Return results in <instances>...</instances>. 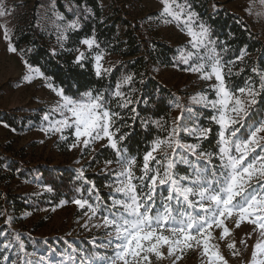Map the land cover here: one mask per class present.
<instances>
[{
  "label": "snow or ice",
  "instance_id": "1",
  "mask_svg": "<svg viewBox=\"0 0 264 264\" xmlns=\"http://www.w3.org/2000/svg\"><path fill=\"white\" fill-rule=\"evenodd\" d=\"M162 5L161 16L182 20L189 44L195 50L187 56L181 54V63L188 65L187 70L203 73V80L215 79V84L210 86L214 96L199 95L193 101L209 111L216 135L212 136V127L182 123L185 113L193 109L183 108L181 101L175 99L172 104L180 109L181 115L173 119L170 128L155 122L166 135H157L146 148L142 165H138L137 158L129 157L123 148L130 133L121 130L124 121L120 110L129 109L134 103L122 86L132 85L133 75L122 77L111 100L107 92L85 91L79 97H70L62 87L49 83L47 86L58 99L55 107L42 117V122H47V127L40 129L42 135L59 134L60 139L67 141L65 132L71 130L74 142L69 150L82 145L81 154L85 155L97 141H106L115 153L114 159L106 162V168L107 174L114 177L108 187L118 195L110 193L107 201L101 198L94 182L86 178L84 169L78 170L77 179L91 186L87 188V198H77L72 203L86 218L82 227L95 228L105 236L99 241L92 239L94 252L102 250V255L90 256L86 249H80L81 264H153V257L157 262L168 259L170 264H176L186 250L200 251L207 258L206 264H227L220 253L221 241L233 256L241 255L228 223H234L238 229L245 222L253 227L239 244L247 248V241L255 239L250 264H264V70L253 68L258 80L249 77L244 87H229L224 69L227 67V74L231 75L232 67L228 65L233 62L224 61L219 55L217 47L221 42L212 39V30L199 13L186 4H177L179 11H176L169 0H162ZM7 15H11L9 9L0 10V18ZM63 19L56 18L57 41L61 47L67 38L64 33L78 26L76 21L64 25ZM0 31L8 41L9 51H19L27 70L26 81L47 79L39 66L34 67L24 59L29 49L18 50L12 45L6 24ZM81 43L92 49L97 42L88 37ZM245 51L242 49L236 59L240 60ZM51 54L55 55V50ZM87 56L80 52L74 64L83 68ZM193 57L199 63H190ZM101 60L102 53L92 59L97 78L111 71L102 68ZM146 95L148 99L140 98L144 100L145 111L151 103V94ZM130 111L136 113L137 108ZM53 113L61 118L53 119ZM143 123L147 126L152 121L145 119ZM186 137L191 142H186ZM213 139L215 144L211 145ZM204 141H209L210 151L204 148ZM180 166L186 169L184 173L176 171ZM47 190L52 191L50 187ZM94 218L96 223L92 222ZM216 230L219 232L214 236ZM9 247L5 245L6 249ZM19 247L25 249L23 243ZM165 247L166 255L162 251ZM48 251L50 255L39 254V259L25 264H57L55 252Z\"/></svg>",
  "mask_w": 264,
  "mask_h": 264
},
{
  "label": "rangeland",
  "instance_id": "2",
  "mask_svg": "<svg viewBox=\"0 0 264 264\" xmlns=\"http://www.w3.org/2000/svg\"><path fill=\"white\" fill-rule=\"evenodd\" d=\"M169 2L176 11H179L176 9L177 4H186L191 7L193 12L197 13L188 0H169ZM24 3L26 4L24 11H29L37 4V24L45 33V43L48 49L51 52L62 50L67 38L61 47L57 41L56 18L63 17L64 25L76 21L79 26L80 9L64 2L67 11V16H65L56 10L53 0H0V10L7 8L11 11V15L0 18V28L7 25L11 43L18 16L16 6ZM98 3L105 10V15H112L110 24L116 19L120 20L116 25L117 31H123L120 26L122 21L129 22L131 28L139 25L149 38H154L176 51L173 66L156 67L153 71L154 78L172 92L174 100L181 101L183 108L193 109L192 112L185 113L186 118L182 123L187 126H192L195 123L199 127H204L201 122L211 123L209 111L195 104L193 98L205 94L212 98L214 93L210 91V86L215 84V79L214 77L207 81L201 79L203 73L187 70L188 65L179 60L181 54L187 56L189 52H195L189 44V37L182 20L175 21L171 17H162V0H98ZM196 3L200 9L201 6H204L208 15L214 14L220 8H225L230 13L240 16L247 23L251 32L264 43V0H196ZM118 8L120 11H117ZM72 31L69 30L64 34L67 37ZM94 48L95 45L89 49L80 42L74 56L85 52L88 54L87 57L93 59L97 54L93 53ZM180 50H183V53ZM117 62V57L102 53L101 66L103 69H111ZM190 63L196 64L199 61L193 57ZM92 66L94 67L93 63ZM26 71L19 52L9 51L8 41L4 38L3 31H0V162H2L6 174L1 182L0 190L3 192L12 190L15 195L32 198L50 194V191L47 190L49 187L43 185L40 168L47 170L67 168L75 171L78 181V170L83 168L84 171H87L85 163L102 145H104L103 147L107 146V142L97 141L90 146L87 154L82 155V145L69 150V145L74 142L71 130L65 132L68 137L67 141L60 139L59 134L42 135L41 127H47V122H42V117L55 107L58 98L47 86L49 83L46 80L36 78L31 82L26 81ZM232 72L238 73V70ZM40 110L44 112L40 113ZM204 114L208 115V118L201 121ZM180 115V109L173 104L170 127L173 119ZM8 117L16 118L15 124L18 129L8 127L1 121ZM25 118H32V120L26 121L23 125L22 121ZM52 118L59 119L61 117L58 113H53ZM185 139L186 142H191L190 138L186 137ZM11 168H14L15 171H12ZM99 171L107 174L106 164L100 166L93 173L96 174ZM176 171L184 173L186 169L180 166ZM113 179L114 177H110V181ZM5 184L8 185L4 186ZM80 184L73 200L88 196L87 188L91 185L84 184L83 181H80ZM110 193L111 190L108 187L107 200ZM102 199L104 200V198ZM72 201L69 203L59 201L56 204L49 202L51 205L44 203L39 209L24 211L18 216H14L7 208L0 211L3 224L6 227L0 233V253L3 254L1 264H25L26 261L39 259V254L50 255L48 250L55 252L57 264H81L80 249H86L90 256L102 255V250L100 253L94 252L92 239L93 237L97 241L104 239V234L95 228L89 230L82 227L86 218L83 217L82 210ZM92 222L96 223L97 219L94 218ZM228 226L233 230V237L237 241V249L241 255L233 256L223 241L220 242L221 255L225 257L227 264H250L251 246L255 243V239L247 241V248L240 245L239 240L245 238L253 226L246 222L242 223L238 229L234 223H228ZM218 232L219 230H216L213 235H217ZM21 243L25 245L23 251L19 247ZM5 245H10V247L6 249ZM162 251L165 255L167 254L166 247ZM5 257H9V259L6 261ZM152 261L153 264H170L168 259L157 262L153 257ZM206 261L207 258L203 257L200 251L186 250L176 264H206Z\"/></svg>",
  "mask_w": 264,
  "mask_h": 264
},
{
  "label": "trees",
  "instance_id": "3",
  "mask_svg": "<svg viewBox=\"0 0 264 264\" xmlns=\"http://www.w3.org/2000/svg\"><path fill=\"white\" fill-rule=\"evenodd\" d=\"M56 10L67 16L64 2L69 3L81 12L79 26L70 32L64 47L60 51H55L52 55L45 43V33L37 24L36 5L29 11H24L26 4L16 6L17 22L12 33V45L18 50L29 49L25 52L24 59L31 65L39 66L46 73L48 83L55 87H62L65 94L70 97H79L85 91L107 92L109 99H113L112 93L116 84L125 75H133L135 81L132 85L122 86V91L127 96L134 99V103L129 109H121L123 125L121 130L130 133L123 142V148L127 151L129 157H136L138 165H142V158L147 147L159 134L161 137L166 135L162 128L156 127V121L170 128V120L173 112L172 92L162 86L155 78L153 71L156 67L173 66V58L176 57V51L154 38H149L142 28L137 25L131 28L129 22L122 21L120 26L123 31L116 29V19L110 24L112 15H105V10L99 6L98 0H53ZM193 9L199 13V17L212 30V39L219 40L221 44L217 47V52L224 61H232L228 65L232 71L238 70V73L227 74V67L224 69L226 82L229 87H244L245 81L249 77H255L252 72L253 68L264 70V43L251 32L247 23L238 15L232 14L225 8H220L214 14L208 15L206 8H198L196 0H188ZM204 5V4H203ZM117 11H120L119 8ZM117 14L118 12H114ZM86 17V18H85ZM88 37L96 40L93 53H103L107 56L118 58V62L106 72L103 78H97L93 72L92 59L87 57L83 68L74 64V53L78 49L80 42ZM227 51H224V48ZM246 49L242 60L236 57L241 54V50ZM19 52V51H18ZM250 56V57H248ZM235 61V62H234ZM243 70V71H241ZM143 81V83H142ZM147 85L146 87L144 85ZM259 85L257 84V87ZM134 93V96H133ZM151 94V103L147 105L145 111L144 100ZM112 107H115L113 103ZM132 107L137 108V112L130 111ZM43 113V110L39 111ZM208 118L204 114L201 121ZM12 117L3 118L8 127L18 129ZM145 119L151 120L152 123L145 125ZM32 118H25L22 124ZM204 127H212V136L216 135V126L211 123L201 122ZM215 140H211V145ZM209 141H204V148L211 150ZM115 153L110 147L99 148L85 163L87 171L85 176L88 180L93 181L100 196L107 201V189L110 176L103 174L101 171L94 174L93 171L105 165L110 159H114ZM11 167V166H10ZM15 171L14 168H11ZM183 172L182 169H180ZM43 177V185L52 189L50 194L40 197H21L15 195L12 190L3 192L0 190V211L5 208L14 216L29 210L39 209L45 205L56 204L59 201L71 202L77 195V189L81 185L76 180L75 171L67 168H53L52 170L42 169L39 171ZM139 174V167H137ZM6 177L5 171L0 162V185ZM5 184L4 186H7ZM51 202V204H49ZM6 229L0 214V233ZM3 260V254L0 253V264Z\"/></svg>",
  "mask_w": 264,
  "mask_h": 264
}]
</instances>
